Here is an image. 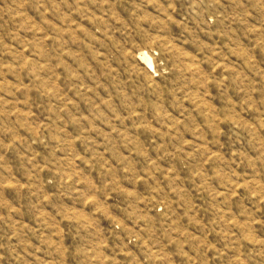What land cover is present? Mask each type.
Here are the masks:
<instances>
[{"label":"rangeland","instance_id":"rangeland-1","mask_svg":"<svg viewBox=\"0 0 264 264\" xmlns=\"http://www.w3.org/2000/svg\"><path fill=\"white\" fill-rule=\"evenodd\" d=\"M0 264H264V0H0Z\"/></svg>","mask_w":264,"mask_h":264}]
</instances>
